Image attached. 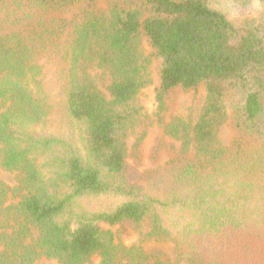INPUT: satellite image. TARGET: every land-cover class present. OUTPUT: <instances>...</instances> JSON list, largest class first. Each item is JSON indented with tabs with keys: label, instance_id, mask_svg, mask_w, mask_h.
<instances>
[{
	"label": "trees",
	"instance_id": "trees-1",
	"mask_svg": "<svg viewBox=\"0 0 264 264\" xmlns=\"http://www.w3.org/2000/svg\"><path fill=\"white\" fill-rule=\"evenodd\" d=\"M143 40L158 121L181 142L161 178L169 200L126 176V133L144 113ZM89 63L111 74L110 97ZM199 90L195 124L166 121L179 91ZM0 168L20 174L15 187L0 182V264H264V10L235 25L210 0H0ZM168 208L189 216L178 231ZM147 219L171 252L128 248L102 226Z\"/></svg>",
	"mask_w": 264,
	"mask_h": 264
},
{
	"label": "rangeland",
	"instance_id": "rangeland-1",
	"mask_svg": "<svg viewBox=\"0 0 264 264\" xmlns=\"http://www.w3.org/2000/svg\"><path fill=\"white\" fill-rule=\"evenodd\" d=\"M210 3L213 8L224 12L235 25H242L247 20H259L264 10L260 0H210ZM140 50H142L143 56L149 59V62H146L144 74L147 85L137 98L138 104L144 109V113L136 126L126 133L125 142L129 149V156L126 161V176L132 185L144 189L148 194L169 200L171 194L170 186L165 183V179L163 181L161 178L164 176L165 170L177 162L181 142L166 136L158 121L155 101L158 67L155 60L153 61L151 49L145 40H143ZM87 73L94 79L98 88L107 97H110L108 86L112 82V76L109 71L89 63L87 65ZM204 101L205 92L203 90L189 93L179 91L176 95V100L170 102L169 110L165 114L166 121H170L175 116L195 124L201 114ZM55 113L58 116L52 125V129L57 127V131L63 134L66 131L65 119L61 117L58 111ZM235 137L236 132L232 126L226 124L220 132L221 143L224 146H229ZM137 142H140L138 161L134 158V146ZM19 179L20 174L18 172H8L0 168V182L10 187H15L18 185ZM14 200L16 199H10L8 204ZM160 212L165 224L171 227L172 231H178L185 221L189 220V216L177 209L168 208L160 210ZM12 223L13 221L10 220L6 224L8 232H12ZM102 226L104 229H112L117 234V237L121 238V240H118L128 248L136 247L137 250L146 252L160 250L166 255L175 246V243L169 238L150 237L152 226L149 219L140 224L126 221L116 227H110L106 224ZM5 230L7 229H0L1 232ZM31 240L30 238L27 243H30ZM99 263L100 258H94L88 264ZM38 264H57V262L43 259Z\"/></svg>",
	"mask_w": 264,
	"mask_h": 264
}]
</instances>
